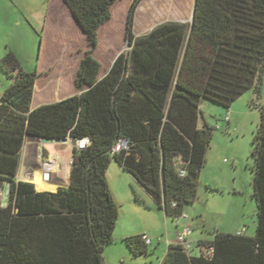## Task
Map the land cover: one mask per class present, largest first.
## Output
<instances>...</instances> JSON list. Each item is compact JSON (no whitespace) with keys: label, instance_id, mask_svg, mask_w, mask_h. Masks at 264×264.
Listing matches in <instances>:
<instances>
[{"label":"trees","instance_id":"16d2710c","mask_svg":"<svg viewBox=\"0 0 264 264\" xmlns=\"http://www.w3.org/2000/svg\"><path fill=\"white\" fill-rule=\"evenodd\" d=\"M118 0H62L88 49L78 64L75 95L30 110L36 70L25 72L12 51L0 59L11 84L0 97V183L9 184L0 207V264H104L117 211L106 184L115 162L172 220L197 199L213 128L200 126L201 104L226 109L252 91L260 98L264 73V0H193L189 23L167 22L135 37L132 0L125 39L129 50L102 71L93 56L98 31ZM253 133V237L216 232L189 252L167 243L160 264H264V104ZM225 113V114H226ZM73 143L69 184L38 192L17 181L26 138ZM120 141L127 149L114 152ZM183 172V176L180 175ZM135 202H142L135 196ZM133 257L147 254L143 236L124 239Z\"/></svg>","mask_w":264,"mask_h":264},{"label":"rangeland","instance_id":"374dc122","mask_svg":"<svg viewBox=\"0 0 264 264\" xmlns=\"http://www.w3.org/2000/svg\"><path fill=\"white\" fill-rule=\"evenodd\" d=\"M29 1L34 2L35 0ZM131 2L132 0H118L111 7V19L98 31V46L93 52V56L101 64L102 71L107 70L119 54L129 50L125 31ZM192 3L193 0H143L136 9L133 19L134 36L145 35L162 23L172 21L189 23ZM18 6L17 0H0V59L8 51H12L25 72L37 71L42 33H40V28L32 30L28 23L25 27H29L27 30L29 35H25L26 31L23 30V27L19 29L14 27V16L18 11ZM56 18L57 27L59 28V25L62 24L64 39L69 38V47L67 50L65 49V40L53 39L51 43L45 45L48 51L46 58L54 59L55 53L61 51L70 53L74 56L71 70L75 71L78 67V60L88 49L85 35L81 29L78 30L76 23L74 28L68 27L72 21L62 11ZM20 19L21 22L25 21L22 15ZM58 64L62 65L61 59ZM10 84L11 79L5 76L0 69V92H3ZM254 100L259 104H264V73L260 98ZM237 103L238 106L240 102ZM208 106L201 104L200 110L203 119H200V122L205 120L207 125L213 128L210 148L207 153L214 157L215 169L211 175L217 177L209 180V183L200 188L198 186L196 201L183 210V216L188 220L180 219L178 222L194 224L193 238L203 235L204 238L212 239L216 230L233 232L240 228L245 229V236L253 237L257 226V207L253 199L252 188L254 164L252 139L259 122V114L255 108L248 105L245 113L240 112L235 117L236 124L231 125L230 131H226L223 122L225 114H222L226 113V109L216 105L207 108ZM112 171H117L115 164L110 165L106 174V184L118 216L115 224L116 230L114 229L116 232L113 231L112 239L116 240L117 233L128 222L135 229L141 230L145 226L148 227L149 233L146 234L152 241V244L147 246V254L138 257L128 256L124 263L118 256L125 246L117 241L109 248L115 252L114 262L116 264H158L161 257L164 256L167 247L166 240L171 241L175 236L176 223L164 212L157 210L156 206L149 202V197L141 188L137 187L139 198L142 203L149 202L152 211L146 209L148 208L146 203L143 207L135 204L133 206L126 205L123 196L119 193V189L124 187L123 181ZM123 179H127L126 175L123 176ZM127 189L130 190L128 187ZM6 205L5 185L0 183V207ZM130 207H132V211L128 210ZM192 252L197 253V249L194 248Z\"/></svg>","mask_w":264,"mask_h":264},{"label":"crops","instance_id":"0c3cea01","mask_svg":"<svg viewBox=\"0 0 264 264\" xmlns=\"http://www.w3.org/2000/svg\"><path fill=\"white\" fill-rule=\"evenodd\" d=\"M17 3L19 6L17 11L18 13L16 12V16H14L15 17L14 20L15 22H13L14 27L16 29L23 27V30L26 31L24 33H26L25 35H27L28 34L27 30L29 29V27L28 26L25 27V26L26 23H28L32 27L31 28L32 30L33 29L35 30L36 28L37 29L40 28L41 31L40 33H42L40 35L41 48L38 56L39 69H37L36 71L37 78L34 84V91L30 103V110H34L43 105L56 103L63 99L75 95L76 92L74 90L73 82L77 70L75 71L71 70L73 68L74 56L70 53H65L61 51L62 53L61 52L55 53L54 59L52 58L48 59L46 58V54L48 51L46 50V46H45L51 43L53 39H58L60 41L65 40L64 39L65 35L63 34V29L61 28L62 24L59 25V28L57 27L58 22L56 17L57 15H59V12L62 11V13L66 17L69 16L70 20L72 21L71 25H69L68 27L72 26L74 28L76 22L72 14L69 12L68 8L64 5L62 0H35L34 2L29 0H17ZM192 7H193V3H192ZM11 14L14 13L11 12ZM21 15L25 19V21L23 22H21L20 19ZM178 22H182V21H178ZM76 26L78 30L81 29L77 24ZM65 42H66L65 49L67 50L69 47L68 37H66ZM82 57L78 60V64L82 59ZM60 59L62 61V65L58 64ZM20 67L22 68L21 64ZM2 93L3 92H0V97ZM245 94L239 97L228 109V113L230 115V121L228 124L223 121L226 131H230L231 125L236 124L235 117L239 115L240 112L245 113L246 107L249 105L250 101H255L254 100L255 95L253 94L252 91H248ZM237 102H240L238 106L236 105L238 104ZM209 107L210 106H208L207 108ZM222 114L224 115L225 113ZM202 119H203V115H202ZM202 123H206V121L202 120V122H200L199 125L201 126ZM213 158H214L213 155L210 156L209 153H207L205 165L199 176V181H198L199 188L202 187V185H206V183H209V180L217 177L216 175H211L215 169ZM71 160H73V141L69 137L66 138V141L60 143H43L38 139L26 138L20 153L19 167L16 175V180L32 183L35 186L36 191L38 192H44V191L55 192L59 187H65L69 184V175L72 165L70 162ZM112 164H115L117 166V171H112V172L115 173V175L118 176V178L122 180L124 184V187L119 189V193L123 196L124 203L129 206H133L134 204L140 206L135 202V196H137L138 199L140 200L139 193L137 190V187L141 188L140 185L129 174L123 171V169L118 164H116L115 162H113ZM108 169H110V166ZM35 172H39L41 175L44 174L48 175V179L45 180L44 183L47 184L46 186H51L53 188L48 189V187L45 186L43 188L38 189L33 182V175ZM124 175H126L127 179H123ZM127 187L130 190H128ZM149 202H152V204L156 206L154 201L150 197H149ZM149 202L144 201L142 203V207L146 203V205L148 206V208L146 209L148 211H152ZM131 208L132 207H130L128 210L132 211ZM183 220H188V218ZM182 227H189L191 229L190 241L192 242L193 247L197 242H207L212 240L209 238H204L203 235L195 236V238H193L194 235L193 223H185V224L184 223L181 224L179 222L176 223L175 236L177 231ZM148 229L149 228L146 226L141 230L138 228L135 229L132 225H130V223L126 222L124 228H122V230L119 233H117L116 240L112 239L113 243H111L110 245L104 248L103 251L104 264H116L114 262L116 257L115 252L113 251V249H109L112 244H116L117 241H120V244L123 246L124 244L122 241L126 238L134 237V236L147 237L146 233H149ZM115 230L114 232H116ZM216 231L220 233H237L242 231V234L245 235L244 228L237 229L233 232H226V231L222 232L219 230ZM175 236L171 241L167 239L166 244L168 241L174 242ZM151 244L152 241L150 242L149 245ZM166 251H167V247L164 252V255ZM128 256H131V254L124 247V249L120 252L118 258L122 261V263H124L125 259ZM162 259L163 257H161L158 264H160Z\"/></svg>","mask_w":264,"mask_h":264},{"label":"built area","instance_id":"2783aa9c","mask_svg":"<svg viewBox=\"0 0 264 264\" xmlns=\"http://www.w3.org/2000/svg\"><path fill=\"white\" fill-rule=\"evenodd\" d=\"M223 120L224 122H226L227 124L229 123L230 121V115L229 113L227 112L225 114V116L223 117ZM88 145V140L87 139H81V140H77L73 143V147H75L77 150H81V149H84L86 148V146ZM122 149H127V144L125 141H120L119 144H117L114 148V152H119L120 150ZM72 161L71 160V164H72ZM183 172H180V175L183 176ZM43 178L45 180L48 179V175L44 174L43 175ZM187 217L183 216V214L179 217V218H176L174 219L173 221L175 223H178V221L180 219H186ZM237 234H242V231L240 232H237ZM190 235H191V229L189 227H182L180 228L177 233H176V236H175V240L174 242L177 243L178 245L182 246V248L189 252L193 249V244L192 242L190 241ZM143 241L145 243V245H149L150 244V239L146 236H143ZM169 242V241H168ZM167 242V243H168Z\"/></svg>","mask_w":264,"mask_h":264},{"label":"bare ground","instance_id":"6f19581e","mask_svg":"<svg viewBox=\"0 0 264 264\" xmlns=\"http://www.w3.org/2000/svg\"><path fill=\"white\" fill-rule=\"evenodd\" d=\"M45 179L43 178V175H41L39 172H35L33 175V182L36 185L38 189L45 187L47 184L44 183ZM48 189H52L51 186H46Z\"/></svg>","mask_w":264,"mask_h":264},{"label":"water","instance_id":"95a60500","mask_svg":"<svg viewBox=\"0 0 264 264\" xmlns=\"http://www.w3.org/2000/svg\"><path fill=\"white\" fill-rule=\"evenodd\" d=\"M74 18V17H73ZM75 20V19H74ZM75 22H76V20H75ZM76 24L78 25V23L76 22ZM79 26V25H78ZM80 27V26H79ZM39 141H41V142H43V143H60V142H64V141H66V138L65 139H60V140H53V141H51V140H46V139H38ZM74 156H77V154L76 155H74L73 154V158H74ZM8 190H9V184H6L5 185V197H7V193H8Z\"/></svg>","mask_w":264,"mask_h":264}]
</instances>
